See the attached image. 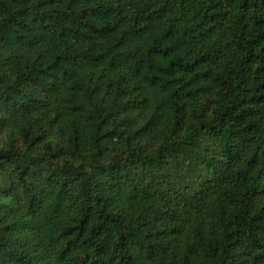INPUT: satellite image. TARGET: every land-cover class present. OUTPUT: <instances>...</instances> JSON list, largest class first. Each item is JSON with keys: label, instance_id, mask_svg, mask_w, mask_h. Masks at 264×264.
I'll list each match as a JSON object with an SVG mask.
<instances>
[{"label": "trees", "instance_id": "1", "mask_svg": "<svg viewBox=\"0 0 264 264\" xmlns=\"http://www.w3.org/2000/svg\"><path fill=\"white\" fill-rule=\"evenodd\" d=\"M0 264H264V0H0Z\"/></svg>", "mask_w": 264, "mask_h": 264}]
</instances>
